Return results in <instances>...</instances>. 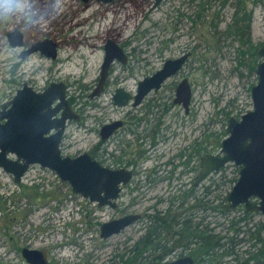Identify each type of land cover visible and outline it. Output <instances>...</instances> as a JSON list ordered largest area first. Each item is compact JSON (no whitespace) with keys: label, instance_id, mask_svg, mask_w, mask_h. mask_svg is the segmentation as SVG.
Listing matches in <instances>:
<instances>
[{"label":"rangeland","instance_id":"rangeland-1","mask_svg":"<svg viewBox=\"0 0 264 264\" xmlns=\"http://www.w3.org/2000/svg\"><path fill=\"white\" fill-rule=\"evenodd\" d=\"M190 1L161 0L153 7L154 0H30L31 16L0 15V105L24 82L38 91L60 82L65 85L71 108L83 113L79 119L67 120L62 154L93 151L96 159L108 165L105 147L110 145L100 144L98 129L111 119H124L132 113L145 117L133 128L144 133L146 140L144 159L131 183L121 190L115 208L73 192L68 181L38 163L31 164L19 182L0 167V264H30L21 253L24 246L42 250L49 264H108L144 234L148 215L160 211L161 221L167 212L181 211L177 200L172 206L171 201L190 186L202 154L206 150L217 152L226 135L227 119L239 118L252 106L250 87L257 77L250 64L260 60L257 49L264 45V0H203L199 17L194 13L201 0ZM15 27L23 33L21 46H11L7 39V31ZM44 38L56 43L55 58L40 50L20 56L32 42ZM108 38L122 47L126 60H113L103 90L90 97ZM240 38L252 43V55ZM188 50L191 55L182 68L159 89L151 90L139 105L113 103L116 87L135 93L139 79L154 72L164 59ZM89 54L93 56L91 71L86 70ZM183 76L192 85L189 113L180 105H171L174 83ZM164 101L169 106L163 121L169 129L161 128L156 134L159 140L153 143L156 118L163 113L158 102ZM126 136L133 137L131 132ZM187 152L192 153L191 165L196 169L184 174L185 185L176 191L178 180L171 174H178L182 168L179 154L184 158ZM115 153L119 158V152ZM236 167L230 162L211 173L194 186V193L212 201L209 205L225 202L222 197L234 183L231 178L238 176ZM243 209L242 205L224 211L207 208L206 219L216 231L228 232V219L242 216ZM127 213L141 214V218L109 237L100 236L102 222ZM246 220L259 223L263 216L256 211ZM169 234L174 239L173 233L165 236L171 239ZM238 237L241 248H247V233ZM179 245L167 259L187 252Z\"/></svg>","mask_w":264,"mask_h":264},{"label":"water","instance_id":"water-1","mask_svg":"<svg viewBox=\"0 0 264 264\" xmlns=\"http://www.w3.org/2000/svg\"><path fill=\"white\" fill-rule=\"evenodd\" d=\"M160 1L154 0L153 7ZM6 35L11 46L24 44L23 33L18 27L7 31ZM104 49L100 73L90 97L103 90L113 60H126L122 47L115 40L108 38ZM36 50L51 58L57 54L56 43L44 38L32 42L20 55L24 57ZM190 54L188 50L176 57L166 58L161 67L138 80L133 95L121 86L116 87L112 95L113 103L123 106L132 99V105L139 104L151 90L159 89L166 78L178 71ZM257 54L260 57L254 68L257 80L250 87L252 106L239 118L230 116L227 119L226 135L220 140L219 150L215 153L207 151L202 155L200 169L193 177L192 184L197 185L229 162L238 165V176L227 192L222 208L228 210L242 205L247 211L260 212L264 221V45L258 47ZM191 94L192 85L185 76L177 83L174 102L181 103L187 109ZM0 107V167L12 173L15 182L21 180L31 164L38 163L68 181L73 192L98 205L116 207L122 185L129 181L132 170L105 165L88 151L75 155L62 154L60 143L67 120L80 117L71 108L63 83L52 82L38 91L24 82ZM120 122L118 118L103 123L100 138H107ZM139 217L138 213H127L104 221L100 225V236L109 237ZM21 253L30 264H49L38 248L24 246ZM195 263V254L186 252L171 259L153 258L135 264Z\"/></svg>","mask_w":264,"mask_h":264},{"label":"trees","instance_id":"trees-1","mask_svg":"<svg viewBox=\"0 0 264 264\" xmlns=\"http://www.w3.org/2000/svg\"><path fill=\"white\" fill-rule=\"evenodd\" d=\"M198 5L201 8V2H199ZM195 16L199 17L201 14L197 11L195 12ZM239 30L240 29L238 28V31ZM241 41L247 43V46L249 47H247L246 50L252 55V43L243 39H241ZM254 68L255 65L252 62L250 64V69L254 70ZM235 170L238 172L239 166H237ZM236 178L237 176H233L231 181H235ZM176 191H178V189ZM193 197L194 199L191 206L192 211L195 212L196 205L201 204V198H198L195 193L193 194ZM222 199H225V197H222ZM211 202L212 201L207 200L208 205ZM222 205L223 201H219L218 203H214V205H209L208 208L224 211ZM159 212L160 211H156L152 216L148 215V231L137 238L125 251L116 254L108 264H117L118 262H120V264H135L140 262L142 257H146L154 252L157 254V258L163 259L173 247H162L160 240L164 239L165 234L168 235V233H162V230L168 231L171 230V227L173 229V234L175 233L177 235V241L173 239L174 244L179 243L180 240L187 243V238L188 236L190 237V241L193 242V245L189 248L197 258L195 264H253L252 255L250 254L251 247L248 245L247 248L242 249V246H240L241 244L239 245L241 239L238 235L241 233H247L249 237V234L261 233L264 231V221L261 220L259 223H251V221H247L246 217H250L252 212H248L245 208L243 209L242 216L228 219V232L223 233L221 231H216V227L211 224V220H207V223L204 224L201 219L195 221L194 218H183V221L180 222V224L175 225L174 216L173 219L171 218L173 221H171L168 212L166 213V218L164 220L161 219V221H158L160 218ZM258 236L261 237V234ZM262 239L264 240V237H262ZM159 246L160 249L157 250ZM146 249L149 251L143 253ZM261 254H263L264 258V252H261ZM259 259H261V257Z\"/></svg>","mask_w":264,"mask_h":264},{"label":"flooded vegetation","instance_id":"flooded-vegetation-1","mask_svg":"<svg viewBox=\"0 0 264 264\" xmlns=\"http://www.w3.org/2000/svg\"><path fill=\"white\" fill-rule=\"evenodd\" d=\"M191 2H193V0L190 1V3ZM200 2H201V8L199 7L198 4H196L197 8L195 9V12L198 11L201 14V11L204 9V4H205L206 1L201 0ZM186 61H187V59L185 60V62ZM185 62H184V64H185ZM178 71H176L174 74H176ZM174 74H172L171 76H173ZM171 76H169L168 78H170ZM183 77H185V76H183ZM168 78H166L164 80V82ZM180 80H178L177 82L174 83V86H173L174 87V96H175V90H176L177 83ZM164 82L162 84H164ZM162 84H161V86H162ZM132 94H134V93H132ZM191 98H192V95H191ZM191 98H190V102L188 104L187 109L181 103L174 102V97L172 98L171 105H180L184 109L185 113H189L191 111V107H190ZM69 100H70V98H69ZM130 104H132V103H130ZM139 104H137V105H139ZM158 104L163 106V108H161V112H163V113H162V115H158L157 118H156L157 123H156V126L154 128L153 138L151 139V141L153 143H155V140H159V137H157L156 134L158 133L159 130H161V128H165L166 127L165 129H169V125H165V122L163 121V115L168 111L167 108H168L169 105L166 104V101L158 102ZM131 106H133V105H131ZM134 106H136V105H134ZM79 114H80V117L83 116L82 112H80ZM144 118L145 117H143L142 115L137 116L135 113H132L131 116H128V117H126L124 119L123 118H119L121 120V122L115 129H113L111 134L105 139H101V138L98 139L100 144H103L104 142H108V144L110 145L107 148L105 147L107 157H108V159L110 161V162H108L109 163L108 166L113 167V168L120 167V166L129 168V169L132 170L133 176H134V173L138 172L139 164L143 161L144 156H145V149H143V141H146V140H145L144 133L141 134L140 132L135 130L133 128V124L138 125L140 123V121L143 120ZM112 120H114V119H111L109 121H112ZM100 127L98 129L99 132H100ZM128 132H131L133 137H131V138L127 137L126 134ZM63 136H64V134H63ZM120 137H122V139ZM62 140H63V138H62ZM116 151L119 152V155H118L119 158H117V159L115 157L116 154H117V153H115ZM206 152H207V150L204 153H206ZM91 154H92L93 157H96V154H94L93 151L91 152ZM120 156H122V157L120 158ZM182 156H183V153H180L179 154V161H178L179 164L182 165V168L179 170L177 175H174L173 173L171 174V176H172L171 178H176L178 180L179 187L175 188V190L178 189L179 191H181L182 186L185 185L184 182H183L184 181L183 180L184 174H187L189 171H192L193 169H196V165H195V167L193 165H191V161H192V153L191 152L185 153L184 154V156H185L184 158H182ZM176 164L177 163H175L174 165H176ZM169 171L173 172L172 169H170ZM157 178H158V176H157ZM192 179H193V177H192ZM192 179L189 181L190 186H188L186 189H182L183 192H181L180 194L175 195L173 197L172 201H171V206H172V204L174 203V199L177 200L176 207L179 210H181V211H178L176 214H170V216H174L175 225L176 224L177 225L180 224V222L183 221V218H189V219L190 218H194L195 221H198V220L201 219L204 222V224L207 223V219H206L207 215L205 213V210L208 208L207 200L203 199L200 196L201 204L196 205L195 212L192 211V206H191L192 203L189 204V201L192 200V202H193V199H194V198H192V196H193L192 187L193 188H195V187L192 184ZM130 183H131V181L127 185H129ZM127 185H124L123 188L125 186H127ZM197 197L199 198V196H197ZM184 204L186 205V208H184ZM182 207L184 208V210H182ZM231 209H233V208H231ZM223 210H225V209H223ZM228 210H230V209H228ZM147 231H148V227L145 228V231L143 233H146ZM162 233H173V232H172V230H168V231L162 230ZM259 234H261V237L258 236ZM262 237H264V233H252V234L249 235V238H250L249 239L250 240L249 246L251 247L250 248V250H251L250 254L252 255L253 264H264L263 254H261V252H264V240L262 239ZM176 239H177V235L174 233V240L177 241ZM174 240L173 239H168V237L164 236V239L160 240V243L162 244V247H165V248H167V247L169 248L170 246L174 248L176 245L180 244L179 246H183L185 249H187L186 250L187 252H191L189 247L193 245V242L190 241L191 239H190L189 236L187 238V240H188L187 243H185V241L180 240L179 243L174 244ZM170 241H172V243H171L172 245L169 244ZM159 249H160V246L157 248V250H159ZM148 251L149 250L146 249V250H144L143 253H146ZM150 253H148V254H150ZM156 255L157 254L154 252V253L146 256V257L144 256V257H142V260L140 262L152 260L153 258H155L157 260H161V259L157 258ZM260 257H261V259H259ZM196 260H197V258H196Z\"/></svg>","mask_w":264,"mask_h":264},{"label":"clouds","instance_id":"clouds-1","mask_svg":"<svg viewBox=\"0 0 264 264\" xmlns=\"http://www.w3.org/2000/svg\"><path fill=\"white\" fill-rule=\"evenodd\" d=\"M4 14L31 16L30 0H2V3H0V15Z\"/></svg>","mask_w":264,"mask_h":264},{"label":"bare ground","instance_id":"bare-ground-1","mask_svg":"<svg viewBox=\"0 0 264 264\" xmlns=\"http://www.w3.org/2000/svg\"><path fill=\"white\" fill-rule=\"evenodd\" d=\"M113 40H114V39H113ZM90 44H91L92 46L96 45L93 41H91ZM81 52H82V53H81ZM81 52H80V55H84V51H81ZM190 55H191V54H190ZM190 55H189V56H190ZM189 56H188V58H189ZM92 57H93V56L90 55V54L87 55V62L89 61V63H88V65H87V67H86V70H88V71H91V61H90V59H92ZM188 58H187V59H188ZM80 65H81V63H80ZM130 93H131V92H130ZM132 95H133V94H132ZM191 95H192V94H191ZM128 103H132V99H131ZM128 103H127V104H128ZM127 104H126V105H127ZM123 106H124V105H123ZM133 106H134V105H133ZM136 106H137V105H136ZM63 134H64V130H63V132H62V138H63ZM61 142H62V140H61ZM60 145H61V143H60ZM229 163H230V162H229ZM231 163H232V162H231ZM227 164H228V163H227ZM235 165H236V164H235ZM237 166H238V165H237ZM223 168H224V166L221 168V170H222ZM132 177H133V174L131 175L129 181H128L127 183H125V184L122 185V189H123V186H124V185H127V184L131 181ZM122 189H121V190H122ZM120 192H121V191H120ZM119 195H120V194H119ZM118 198H119V197H118ZM116 201H117V200H116ZM116 206H117V205H116ZM114 208H115V207H114ZM248 212H253V211H248ZM254 212H256V211H254ZM140 218H141V214H140L139 219H140ZM137 220H138V219H137Z\"/></svg>","mask_w":264,"mask_h":264}]
</instances>
